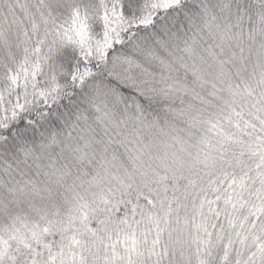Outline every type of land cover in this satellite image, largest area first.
I'll use <instances>...</instances> for the list:
<instances>
[{"label":"snow or ice","instance_id":"snow-or-ice-1","mask_svg":"<svg viewBox=\"0 0 264 264\" xmlns=\"http://www.w3.org/2000/svg\"><path fill=\"white\" fill-rule=\"evenodd\" d=\"M0 264H264V0H0Z\"/></svg>","mask_w":264,"mask_h":264}]
</instances>
